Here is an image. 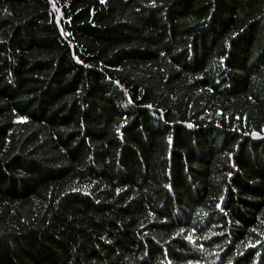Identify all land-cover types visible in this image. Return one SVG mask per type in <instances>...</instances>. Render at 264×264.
<instances>
[{
    "label": "trees",
    "instance_id": "trees-1",
    "mask_svg": "<svg viewBox=\"0 0 264 264\" xmlns=\"http://www.w3.org/2000/svg\"><path fill=\"white\" fill-rule=\"evenodd\" d=\"M0 264H264V0H0Z\"/></svg>",
    "mask_w": 264,
    "mask_h": 264
},
{
    "label": "snow or ice",
    "instance_id": "snow-or-ice-1",
    "mask_svg": "<svg viewBox=\"0 0 264 264\" xmlns=\"http://www.w3.org/2000/svg\"><path fill=\"white\" fill-rule=\"evenodd\" d=\"M103 2V0H101ZM155 3V0H153V4ZM21 119H26V118H21ZM181 232H183V229H181Z\"/></svg>",
    "mask_w": 264,
    "mask_h": 264
}]
</instances>
